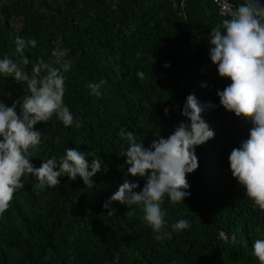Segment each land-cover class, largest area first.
<instances>
[{
	"label": "trees",
	"instance_id": "16d2710c",
	"mask_svg": "<svg viewBox=\"0 0 264 264\" xmlns=\"http://www.w3.org/2000/svg\"><path fill=\"white\" fill-rule=\"evenodd\" d=\"M223 18L211 0H0V59H19L14 39L20 35L37 41L25 50L29 74L39 58L54 66L72 62L64 102L74 123L65 127L54 115L35 125L42 143L32 163L59 160L69 147L108 166L93 177V189L79 176L34 189L37 181L28 177L0 217V264H259L253 245L264 238V211L233 178L228 160L251 122L220 105L217 91L231 81L219 76L208 51L209 33ZM101 79L102 95H91L87 85ZM24 88L0 75L7 106ZM189 94L215 106L202 114L215 136L195 149L199 167L187 175L190 196L175 204L165 196L163 231L171 238L157 241L142 205L116 202L109 216L103 204L125 179L139 184L136 191L146 183L127 171L128 141L120 129L134 132L145 148L159 135L167 138L188 122L181 111ZM180 219L191 227L172 232Z\"/></svg>",
	"mask_w": 264,
	"mask_h": 264
},
{
	"label": "clouds",
	"instance_id": "9594fccd",
	"mask_svg": "<svg viewBox=\"0 0 264 264\" xmlns=\"http://www.w3.org/2000/svg\"><path fill=\"white\" fill-rule=\"evenodd\" d=\"M216 3L225 9V18L212 27L208 51L219 76L231 81L217 91V96L225 110L251 122L248 138L233 148L228 157L230 171L246 196L264 211V4L260 0H241L235 5L227 0ZM14 43L19 59L14 61L8 56L0 59V75L11 77L26 88L25 94L10 107L0 101V217L9 209L15 193L24 189L28 177L37 181L34 189L56 187L64 176L72 181L79 176L87 189H93V177L102 169L108 171L100 157L89 154L93 157L89 163L85 153L69 147L59 160L43 159L39 167L34 166L33 151L42 143V132L35 125L49 121L54 115L65 127L74 123V114L64 102L65 73L72 62L57 60L58 66H54L39 58L29 74L25 71L30 63L25 50L35 48L37 41L16 35ZM136 75L146 79L143 71H137ZM105 83L103 79L90 82L87 85L90 94L100 97ZM213 107L211 102L202 104L194 94H189L181 111L188 122L181 121L167 138L159 135L147 148L137 141L134 132L120 129V138L128 141L124 154L130 165L127 171L133 177H146V183L142 190L136 191L139 184L125 179L103 204L109 216L115 215L116 209L111 205L116 202L129 207L142 205L145 222L158 233L156 240L171 238V233L163 231L167 213L162 204L165 196L173 204L190 196L187 175L199 167L195 149L215 136L202 115ZM164 112L167 115L169 109ZM75 124L81 126L79 120ZM190 227L187 219L171 224L172 232ZM253 254L259 264H264V238L254 241Z\"/></svg>",
	"mask_w": 264,
	"mask_h": 264
},
{
	"label": "built area",
	"instance_id": "2783aa9c",
	"mask_svg": "<svg viewBox=\"0 0 264 264\" xmlns=\"http://www.w3.org/2000/svg\"><path fill=\"white\" fill-rule=\"evenodd\" d=\"M211 1H212V2L215 4V6L217 7V11H218V13H219L221 16L225 17V16H224L225 9H223V8L221 7L220 4H217V3H216V0H211ZM227 2H228L229 4H231V5H234V4H232L229 0H227ZM221 3H224V0H221Z\"/></svg>",
	"mask_w": 264,
	"mask_h": 264
},
{
	"label": "water",
	"instance_id": "95a60500",
	"mask_svg": "<svg viewBox=\"0 0 264 264\" xmlns=\"http://www.w3.org/2000/svg\"><path fill=\"white\" fill-rule=\"evenodd\" d=\"M260 3H261V4H264V0H260Z\"/></svg>",
	"mask_w": 264,
	"mask_h": 264
}]
</instances>
